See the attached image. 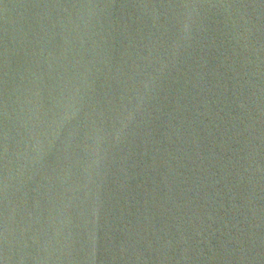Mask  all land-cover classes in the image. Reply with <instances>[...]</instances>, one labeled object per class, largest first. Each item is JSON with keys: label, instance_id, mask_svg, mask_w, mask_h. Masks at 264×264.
I'll use <instances>...</instances> for the list:
<instances>
[{"label": "water", "instance_id": "obj_1", "mask_svg": "<svg viewBox=\"0 0 264 264\" xmlns=\"http://www.w3.org/2000/svg\"><path fill=\"white\" fill-rule=\"evenodd\" d=\"M0 264H264V0H0Z\"/></svg>", "mask_w": 264, "mask_h": 264}]
</instances>
